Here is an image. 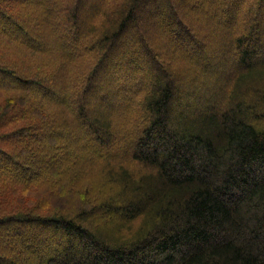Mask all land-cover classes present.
<instances>
[{
	"label": "trees",
	"instance_id": "16d2710c",
	"mask_svg": "<svg viewBox=\"0 0 264 264\" xmlns=\"http://www.w3.org/2000/svg\"><path fill=\"white\" fill-rule=\"evenodd\" d=\"M0 264H264V0H0Z\"/></svg>",
	"mask_w": 264,
	"mask_h": 264
},
{
	"label": "rangeland",
	"instance_id": "374dc122",
	"mask_svg": "<svg viewBox=\"0 0 264 264\" xmlns=\"http://www.w3.org/2000/svg\"><path fill=\"white\" fill-rule=\"evenodd\" d=\"M200 16H202L201 19H204V16H203V14L201 13V11H200ZM148 21H150V20L148 19ZM201 21H204V20H201ZM210 59L215 60L212 56H210ZM222 72H223V71H221V70H217L218 75L221 74ZM39 199H40V198H39ZM11 206L14 207V206H16V204L13 202V205H11ZM2 211H3L4 213H8V212L10 211V209L8 210V209H6V208H3ZM10 212H11V211H10Z\"/></svg>",
	"mask_w": 264,
	"mask_h": 264
}]
</instances>
